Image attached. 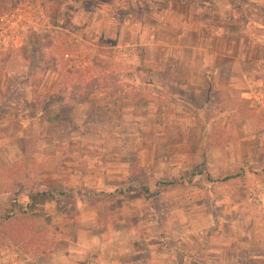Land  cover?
<instances>
[{"label":"rangeland","instance_id":"1","mask_svg":"<svg viewBox=\"0 0 264 264\" xmlns=\"http://www.w3.org/2000/svg\"><path fill=\"white\" fill-rule=\"evenodd\" d=\"M129 1L0 0V216L12 201L25 212L19 223L0 226V264H112L119 257L126 264H259L231 259L230 247L243 241L238 222L259 213L252 207L255 185L264 187V104L218 98L209 74L199 84L185 81L176 76L198 72L175 71L172 63L180 47L196 48L199 59L212 31L198 32L203 21L233 28L240 53L243 23L252 43L257 24L264 27V0ZM16 9L25 22L14 20ZM125 17L168 22L171 29L157 35L178 47L142 51L127 36L99 40L105 24L112 32ZM104 43L120 46L100 50ZM138 57L166 66H133ZM50 66L57 78L49 99L38 90ZM44 107L54 122L32 129L34 139L1 126L14 115L30 122ZM258 229L249 232L263 237Z\"/></svg>","mask_w":264,"mask_h":264},{"label":"crops","instance_id":"2","mask_svg":"<svg viewBox=\"0 0 264 264\" xmlns=\"http://www.w3.org/2000/svg\"><path fill=\"white\" fill-rule=\"evenodd\" d=\"M106 1V7L109 5V3H113V0H105ZM110 1V2H109ZM133 1V0H131ZM182 4V0H179ZM184 1V0H183ZM130 2L129 0H123L124 4H128ZM92 9V8H90ZM88 9V10H90ZM116 11V10H115ZM88 13L91 12V14L96 13V9H92L87 11ZM181 16L182 14H178ZM95 17L99 19V22H102V16L100 14H95ZM110 17L107 18V21L111 19ZM183 17V18H182ZM180 18V23L183 25L181 27V31H184L187 29L188 21L189 19L184 15ZM232 15L229 16V19H232ZM113 19V18H112ZM117 20V17L115 18ZM257 20H260V16H257ZM96 22V21H95ZM158 23V25H157ZM206 21L201 22V27H199L197 30L199 33L204 35L205 31H208V29H212L211 32L208 33L207 39L205 42H202L201 45L198 46L197 50L199 59L197 58V55H195L193 49H196L194 47H180L178 49V56L173 61V68L175 71L186 67L189 68H195V72H198L196 78H194L193 75H184L179 77V75L176 76V78L183 79L185 81H194L195 83H201L203 79V74L207 73L209 74V90L217 95L218 98L221 99H228L233 96L238 95L241 99L251 100L255 99L260 104H264V91H262L260 88H257L259 86L262 87L261 83L264 76L261 74V70L264 67V54H262V47L264 48V27L261 26V24H257V35H256V41L254 43L251 42L247 35V27L248 23H243V40L244 42H240L238 45V50L240 53H237L235 42L231 40L232 34H233V28L231 29L228 25L225 28H220V26L212 27L211 25ZM181 25V26H182ZM102 26V25H101ZM107 24L101 28V30L98 32L99 34V40L105 39L107 35H111L113 38L116 39L117 43L120 42L121 39L125 38L127 36V40H131L134 42L133 44L136 47H140L142 51H148V50H167L172 49V47H178L177 42L173 39H169L168 37L165 39H160L157 35V32L159 29H171V26L168 22H156L154 25H145L140 20L133 21V23H130L127 21V18L125 17L121 22H114V28H112V32L106 31ZM203 29V30H202ZM181 35L178 33V36ZM213 36V39L211 40L210 36ZM106 36V37H105ZM102 38V39H101ZM217 38H219L217 40ZM208 39L212 41L211 46L208 45ZM124 40V39H123ZM224 40V43L222 45V42ZM120 46V45H119ZM119 46L116 47H108L105 43L102 44L100 47H98L100 50H112V51H118ZM253 47L259 48V49H253ZM182 48L184 51H186L187 58H183L182 54ZM249 49V51H247ZM246 50L247 52H244ZM211 58H213L211 60ZM156 59V58H155ZM165 60V59H164ZM159 60V62L150 61L146 58L141 60L140 57L137 58V62L134 59L132 61L133 66H137L139 64L146 65L147 67H157L162 65V67L166 66V61ZM165 63V64H164ZM248 64V65H247ZM249 66V69H244V66ZM51 68L47 69V72L45 73L43 79L41 80V86L40 90H38L39 94L46 95L49 97V95L52 92V88L55 85V81L57 78V71L54 70V67L50 66ZM4 73V72H3ZM2 72H0V86H1V78L4 76ZM6 77H10V74H6ZM243 82V86L240 83ZM243 87V88H242ZM70 119V118H69ZM65 118V121L70 123V120ZM52 125V123H48L44 121L43 118L40 116H36L35 119L33 118L30 122H24L22 119H19L17 116H11L6 117L2 119L1 126L3 127L4 131L7 132L9 135L16 136L18 135L23 139V141H27L30 138L34 139L33 137H30L29 132L32 131V129H38L43 128L44 130H48L49 127ZM251 153H248L247 156L250 157ZM253 157V156H252ZM246 176H255L253 173H248L245 171ZM255 193L259 194V198L256 200L254 199V207H252V210L259 211L257 213L256 218L252 220V218H243L242 221H239L238 223L243 222V226L245 229L244 235H243V241L235 240L234 243L231 245V249L233 252V255L231 256V259H236L238 261L239 259H242L244 261L248 260H255L258 261L259 264H264V187L263 183H257L254 187ZM256 195V194H255ZM263 195V196H262ZM252 201V198H250ZM237 209V205L235 206ZM256 207V208H255ZM247 210V209H245ZM238 221V219H236ZM252 228H259V232H263V237L259 236L256 237L255 235L251 234L249 231L252 230ZM257 233V232H255ZM240 252V254L238 253ZM216 253V252H213ZM69 260H67L68 262ZM112 264H126V262L123 260V258H116L114 262H110ZM169 263V262H168ZM86 264H90V261H86ZM198 264V263H196Z\"/></svg>","mask_w":264,"mask_h":264},{"label":"trees","instance_id":"3","mask_svg":"<svg viewBox=\"0 0 264 264\" xmlns=\"http://www.w3.org/2000/svg\"><path fill=\"white\" fill-rule=\"evenodd\" d=\"M58 85V84H57ZM53 95H49V99L52 97ZM42 105L45 103L46 100L43 99H39L38 100ZM38 102V103H39ZM46 111V107H44L41 110H37L35 114H33V116L30 119L35 118L36 116H40L41 118L44 119V121L48 122V123H53L54 122V117H55V112L50 114V115H45L44 112ZM207 143H209L208 148L213 147V145L215 146V144L213 142H211V138H207ZM207 182H211V179L209 177L206 178ZM25 212L22 209V204H18L14 201L11 202V205H9V207L7 208V210L5 212H3L2 216H0V226L5 225L4 223H8L11 221H17V223H19L21 221V216H24ZM21 226H19V228H21Z\"/></svg>","mask_w":264,"mask_h":264},{"label":"built area","instance_id":"4","mask_svg":"<svg viewBox=\"0 0 264 264\" xmlns=\"http://www.w3.org/2000/svg\"><path fill=\"white\" fill-rule=\"evenodd\" d=\"M23 9H16L15 10V15H13V18L16 22L21 23L25 22V14L22 11Z\"/></svg>","mask_w":264,"mask_h":264}]
</instances>
